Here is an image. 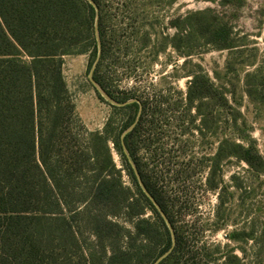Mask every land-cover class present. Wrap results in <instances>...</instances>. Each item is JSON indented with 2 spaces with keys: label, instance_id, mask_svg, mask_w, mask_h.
<instances>
[{
  "label": "trees",
  "instance_id": "16d2710c",
  "mask_svg": "<svg viewBox=\"0 0 264 264\" xmlns=\"http://www.w3.org/2000/svg\"><path fill=\"white\" fill-rule=\"evenodd\" d=\"M93 1L98 8L89 0H0V264H141L144 259L135 251L119 249L113 256L103 253L107 245L103 233L108 224L101 225L105 219H100L108 213L115 217L124 214L129 219L135 216L136 234L150 238L155 226L144 217L146 208L155 213L156 224L161 225L163 249L144 257L151 264L170 251L157 264H174L175 251L181 244L178 232L174 229L173 238L130 163L132 158L148 191L174 224L161 192L149 182L147 162L138 157L139 139L148 129L144 117L147 104L135 99L129 102V97L119 99L101 71L112 40L104 31L102 7L98 0ZM233 1L242 0H220V4ZM170 24L176 32L166 37L168 43L184 56L196 52L198 39L204 47L228 50L229 55L241 54L239 47L248 44L238 43V33L220 20L213 8L189 12ZM88 51L96 56L93 79L120 103L110 105L114 109L139 107L140 112L125 120L117 133L113 117L101 130L87 128L65 82L63 57ZM189 75V107L201 114L207 104L205 98H216L229 106V88L216 84L202 68ZM252 79L250 74L245 78L247 93L257 96L264 91V82L258 87ZM131 124L134 128L123 134ZM243 137L246 144L223 141L216 158L236 156L256 174L264 173V156L256 141L250 134ZM113 150L121 157L136 189L125 184ZM215 169L209 187H216ZM84 226H89L95 241H82Z\"/></svg>",
  "mask_w": 264,
  "mask_h": 264
},
{
  "label": "rangeland",
  "instance_id": "374dc122",
  "mask_svg": "<svg viewBox=\"0 0 264 264\" xmlns=\"http://www.w3.org/2000/svg\"><path fill=\"white\" fill-rule=\"evenodd\" d=\"M98 1L104 31L112 40L101 71L119 99L129 97V102L135 99L147 104L144 117L148 129L139 139L137 152L141 162H147L149 182L161 192L174 222H170L172 232L176 229L181 240L174 264H264V173L256 174L236 156L216 158L223 141L246 144L243 136L248 134L264 156V91L251 96L245 86L249 74L254 85L261 87L264 82V0L227 5L220 0ZM207 8L215 9L220 20L233 26L239 44L248 43L239 47L241 54L229 55L228 50H214L209 45L206 48L202 39L196 41V52L190 56L169 45L166 37L176 32L171 20ZM95 58L90 51L65 55L63 76L83 124L90 130H101L113 117L117 133L125 120L140 112L139 107L114 109L110 105L120 103L108 98L92 81ZM19 59L28 61L26 57ZM201 68L216 84L231 90L226 93L229 106L216 98L204 99L207 104L201 114L188 106L190 71L197 73ZM113 155L117 167L123 169L125 184L136 189L117 151L113 150ZM130 163L137 169L132 158ZM214 168L216 187H209ZM144 217L155 226L154 236L145 239L136 234L137 217L102 216L100 221L105 220L101 225L108 224L103 253L113 256L119 249L135 251L144 259L141 264H150L144 256L163 249V230L150 208ZM91 232L84 226L83 242L95 241ZM234 234L239 237L233 238Z\"/></svg>",
  "mask_w": 264,
  "mask_h": 264
},
{
  "label": "water",
  "instance_id": "95a60500",
  "mask_svg": "<svg viewBox=\"0 0 264 264\" xmlns=\"http://www.w3.org/2000/svg\"><path fill=\"white\" fill-rule=\"evenodd\" d=\"M96 8H98L97 7V5H96V3L93 1V0H89ZM92 74H93V70H92V73H91V79H92V81L95 83V84H97L96 82H95V80L93 79V77H92ZM98 85V84H97ZM101 88V87H100ZM104 92V91H103ZM104 94H106L105 92H104ZM106 96L108 97V98H110L107 94H106ZM111 99V98H110ZM111 100H113V99H111ZM127 132V131H126ZM125 132V133H126ZM124 149H125V151H127L126 150V148L124 147ZM135 172H136V176H137V178H138V181L140 182V184H141V186H142V188H143V191L149 196V198L153 201V203H154V205L157 207V209L159 210V212L161 213V215L164 217V219H165V221L167 222V224H168V226L170 227V229L172 230V227H171V223H170V221H169V219L167 218V216L165 215V213H164V211L162 210V208H161V206L158 204V202L156 201V199L150 194V192L148 191V189H147V187L145 186V184L143 183V181H142V179H141V176H140V174H139V172L137 171V169H135ZM173 238H174V233H173ZM166 254H164V255H162L160 258H158L157 259V261L154 263V264H157L164 256H165Z\"/></svg>",
  "mask_w": 264,
  "mask_h": 264
}]
</instances>
